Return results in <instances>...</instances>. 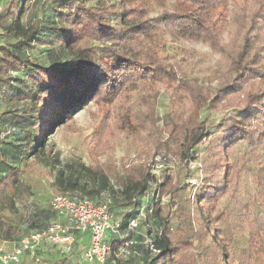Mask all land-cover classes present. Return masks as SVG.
I'll use <instances>...</instances> for the list:
<instances>
[{
    "label": "trees",
    "instance_id": "trees-1",
    "mask_svg": "<svg viewBox=\"0 0 264 264\" xmlns=\"http://www.w3.org/2000/svg\"><path fill=\"white\" fill-rule=\"evenodd\" d=\"M122 1L129 5L125 13L133 11L130 0ZM177 1L181 10L186 6L190 11L164 18V24L171 21L167 25L171 28L169 37L205 41L204 37L208 35L205 19L193 13L199 4L205 6L211 3L206 0ZM237 3L234 2L235 10ZM258 4L262 6L261 10L251 9V14L246 12L245 5L239 9L242 19L248 16L250 19L246 24L242 47L235 56L237 60L231 61L228 73H236L241 78L240 82H247L253 77L264 79V29L260 28L264 26V0L254 3L257 5L255 8H258ZM110 14H114V17ZM125 16L123 11L121 14L120 11H110L106 2L92 6L86 0H0V100L5 102L0 120L7 128L20 133L19 145L15 146L17 149L11 153L0 151V243L19 242L28 235L24 234L22 226L26 224L27 228L41 229L53 216L48 207L43 225L38 220L44 214V209H28L31 199L40 193L37 181L27 178L29 168L35 163L49 168L53 173L51 183L55 193L50 201L54 196L76 192L94 201V197L110 188V211L120 222L121 233L126 234L125 237H109L113 240L111 247L114 251L125 240L132 238L137 227L127 232L128 224L139 217L140 211L143 212L137 225H152L154 230L148 227L147 234L138 237L142 242L138 249L133 245L131 254H135V264H186L184 259L188 249L204 252L205 247L200 242L197 247L191 236L180 228L175 235H171L168 216L156 202L158 194L155 198L157 191L162 194L173 188L169 175L163 174L161 183L146 165L135 166L126 171L121 190L117 192L113 191L108 175L93 165L86 166L81 162L70 167L67 165L70 171L66 172L59 155L48 145L51 135L90 101L113 102L139 87L146 89L144 96L147 99L146 120L141 127L147 131L156 129L158 117L154 96L162 86L163 72L159 64L153 62L158 57L155 54L154 36L159 21L154 24L147 23L145 18L130 21ZM33 46L46 48L48 64L42 65L30 58L27 49ZM153 91L155 95L152 96ZM237 91L238 88L230 84L201 97L192 94L190 89L184 91L183 96L192 104L191 113L176 112L172 109V102L168 103L165 123L168 135L165 141L160 143L156 140L153 143L157 149L155 154L170 152L183 162L194 159V148L203 137L213 136L207 148L209 158H213L214 163L215 158L219 161L215 170L222 167L223 178L229 176L230 182L211 179L196 193L198 211L206 222L210 221L209 225L219 220L224 222V217L219 213L220 209L221 214L223 212L221 207L225 200L220 202L217 209L213 197L237 198L233 194L237 167L231 156L240 155L254 146L263 147L261 149L264 151V143L260 141L262 136L257 140L254 133L259 125L264 126V90L248 95L245 101L231 109L232 114L214 124L209 119L212 110L229 108L228 98ZM172 99L170 96V101ZM22 100L28 102L19 105L18 102ZM3 134L0 131V137ZM12 159L14 164L10 163ZM229 164L231 169L227 166ZM1 166H5L4 170ZM79 174L87 177L94 188L88 189L87 185L81 184ZM213 174L209 175L205 170L206 178ZM216 176H220V173ZM98 201L102 202L99 199L94 202ZM208 203L213 206V212L202 210V206ZM256 208L257 211L251 213V219L248 216L239 217L243 233L241 237H235L234 233L237 232L226 228V225L213 227L210 235L214 243L224 242L222 250L229 237L233 239L236 249L243 248L245 261H241V264H264L263 260V263L248 260L256 254L264 256V199L261 207L256 205ZM231 211L236 213V205L231 207ZM75 237V245L81 240L88 244L87 234H77ZM123 256L111 258L110 262L113 260V263L109 264H120ZM56 258L54 264L69 263L67 258ZM223 264H227L226 260Z\"/></svg>",
    "mask_w": 264,
    "mask_h": 264
},
{
    "label": "rangeland",
    "instance_id": "rangeland-1",
    "mask_svg": "<svg viewBox=\"0 0 264 264\" xmlns=\"http://www.w3.org/2000/svg\"><path fill=\"white\" fill-rule=\"evenodd\" d=\"M86 1L92 6L106 2L110 11L117 13L120 11V14L123 11L126 14L125 17L130 21L134 18H145L147 23L153 24L156 23L155 21H159L154 36L155 54L158 57L153 62L159 64L158 66L163 69V72L161 73L162 86L159 87L160 90L156 95L155 91L152 92V96L155 95L154 106L158 117L155 124L156 129L147 131L141 127L146 120L147 99L144 96L146 89L139 87L128 92L127 95L118 97L113 102L93 103L90 101L86 106L77 110L67 124L59 127L51 135L48 141L49 147L59 155L61 166L66 172L70 171L67 165L70 167V165L74 166L80 162L86 166L93 165L108 175L113 191L117 192L121 190L126 171L135 166L146 165L151 174L157 177L158 182L161 183L164 178L163 174L169 175L172 178L173 188L162 194L157 191L155 198L158 194L159 198L157 196L156 202L164 208V213L168 216L171 235H175L176 230L180 228L191 236L197 247L199 242L205 247L202 253L192 248L188 249L184 262L186 264H223L226 260L227 264H241V261H245L242 256L243 248L236 249L233 239L229 237L225 240L222 250L224 242L214 243L210 235L213 227L220 228L221 225H226V228L237 232L234 233L235 237H241L243 233L239 217L248 216L251 219V213L257 211L256 205L261 207L264 199V151L261 149L263 147H249L240 155L237 153L231 156L237 167V173L234 172L236 174L234 182L237 181L236 189L232 190L237 198L226 199L222 198L223 196L217 199L212 198L215 200L214 207L217 209L220 207V202L225 200L221 207L223 212L221 214L220 209L219 213V216L224 217V222L221 223L219 220L213 226L209 225L210 221L206 222L201 212L198 211L199 205L196 201V193L208 180L230 182L229 176L226 179V176L223 178L222 167L215 170L219 161L215 158L214 163L213 158H209L207 148L211 142L210 138L213 136L203 137L198 146L194 148V159H187L183 162H180L170 152L161 155L155 154L157 149L155 146L153 147V143L156 140L160 143L165 141L168 135L165 124L168 103L172 102V109L176 112H188L192 108V104L183 96L184 91L190 89L192 94L201 97V95H207L208 92H213L225 84L238 88V91L228 98L227 107L229 108L209 112V119L214 124L220 118L232 114L231 109H235L238 104L245 101L248 95L264 90V79L261 77H253L247 82H240L241 78L236 73H228L231 61L237 60L235 56L242 47L246 24L250 19L249 16L242 19V12L239 9L245 5L248 14H251V9L260 11L262 6L258 4V8H255L257 5H254L260 0H206L211 5L199 4L193 15L198 17L202 15L205 19L204 26L207 29L206 34H208L204 37L205 41H188L181 36H178V39L169 37L171 28L167 25L171 21L164 24V18L182 11L187 14L190 11L186 6L181 10L177 0H130V7L133 11L127 13L124 10L129 5L122 0ZM235 1L238 2L236 10L234 9ZM110 15L114 17V14ZM262 15H264V9ZM260 28L264 29V26L261 25ZM45 49L33 46L27 49V54L37 63L46 65L48 61ZM153 69L155 68L153 67ZM170 96L173 97L171 101ZM202 99H206V97H202ZM25 102L28 100H22L18 104L23 105ZM4 107L5 102L0 100V112ZM0 131L4 133L0 137V151L11 153L15 148L17 149L15 146L19 145L20 133L7 128L1 120ZM254 133L257 140L262 136L260 141L264 143V126L259 125L254 129ZM10 163L14 164L15 162L12 159ZM227 166L231 169L230 164ZM4 167L1 166L2 170ZM29 169L27 178L37 181L40 193L39 196L31 199L28 209L35 207H38L39 211L44 209V214L38 220V223L44 225L50 198L55 193L51 183L53 173L49 168L35 163ZM205 170L209 175L214 174L210 178H206ZM219 173L220 176L217 177L216 175ZM79 177L81 184L87 185L88 189L94 188L87 177L82 174H79ZM158 190H160V186H158ZM111 196L112 192L109 188L102 191L97 198L94 197V201L97 199L108 201ZM210 202L212 204L213 201L210 200ZM211 204L203 205L202 210L213 212ZM233 205H236V213L231 211ZM115 216L121 217V215ZM243 226H245V222ZM148 227L154 230L152 225L146 226L144 223H139L136 231L132 233L135 249H138L137 246L142 244L138 237L145 236ZM22 229L25 235L35 230V228H27L26 224L22 226ZM108 241L110 244L113 243L111 238ZM86 246L84 241H79L67 258L68 264H79L77 261ZM134 256L135 254L123 256L120 264H135ZM263 257L256 254L248 260H257L263 263Z\"/></svg>",
    "mask_w": 264,
    "mask_h": 264
},
{
    "label": "built area",
    "instance_id": "built-area-1",
    "mask_svg": "<svg viewBox=\"0 0 264 264\" xmlns=\"http://www.w3.org/2000/svg\"><path fill=\"white\" fill-rule=\"evenodd\" d=\"M49 207L53 216L45 227L31 231L9 251L0 247V264H20L23 255L33 264H39L42 249L68 258L74 250L77 234L88 235V244L80 255L85 264H109L113 263V260L110 262L113 257L131 254L135 244L132 238L125 240L117 251L112 250L108 241L114 235L126 236L110 211L109 200L96 203L76 192L54 196ZM142 215L140 211L139 217L129 222L127 232L136 229Z\"/></svg>",
    "mask_w": 264,
    "mask_h": 264
},
{
    "label": "crops",
    "instance_id": "crops-1",
    "mask_svg": "<svg viewBox=\"0 0 264 264\" xmlns=\"http://www.w3.org/2000/svg\"><path fill=\"white\" fill-rule=\"evenodd\" d=\"M16 244V242L14 243H4L1 242L0 243V247H2V249L4 251H9L13 248V246ZM40 254L42 255L40 263L39 264H54V262L56 261V257H58L56 254L49 252L47 249H42L40 251ZM79 264H85L82 260V258H79L77 261ZM20 264H33V262L29 259V257L27 255H23L20 259Z\"/></svg>",
    "mask_w": 264,
    "mask_h": 264
}]
</instances>
